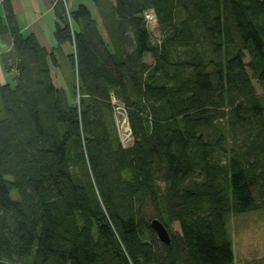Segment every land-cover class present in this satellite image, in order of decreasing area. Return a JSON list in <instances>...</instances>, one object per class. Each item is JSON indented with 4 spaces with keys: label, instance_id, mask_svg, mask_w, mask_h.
I'll return each instance as SVG.
<instances>
[{
    "label": "trees",
    "instance_id": "1",
    "mask_svg": "<svg viewBox=\"0 0 264 264\" xmlns=\"http://www.w3.org/2000/svg\"><path fill=\"white\" fill-rule=\"evenodd\" d=\"M67 1L54 37L74 45L71 93L11 9L1 25L16 72L0 84V264H237L230 216L264 210V0H91L108 41Z\"/></svg>",
    "mask_w": 264,
    "mask_h": 264
},
{
    "label": "crops",
    "instance_id": "2",
    "mask_svg": "<svg viewBox=\"0 0 264 264\" xmlns=\"http://www.w3.org/2000/svg\"><path fill=\"white\" fill-rule=\"evenodd\" d=\"M56 0H0V84L14 83L16 70L5 68L3 56L12 49V36L9 31H1V25L6 23L8 8L15 15L16 25L23 34H33L41 47L54 54L55 64L52 65V76L55 84L71 93L77 82V71L68 58L74 52V45L69 43L58 45L54 31L58 23L54 5ZM70 9L80 4H86L99 21V30L106 41L108 36L100 17L91 0H68Z\"/></svg>",
    "mask_w": 264,
    "mask_h": 264
},
{
    "label": "rangeland",
    "instance_id": "3",
    "mask_svg": "<svg viewBox=\"0 0 264 264\" xmlns=\"http://www.w3.org/2000/svg\"><path fill=\"white\" fill-rule=\"evenodd\" d=\"M95 8V7H94ZM152 18V26L157 25ZM149 63L153 62L151 56L146 58ZM254 85L259 92L263 88L254 80ZM14 199H18L17 192H13ZM228 229L233 240L234 259L237 264L251 263L264 259V210L251 211L247 214L231 215ZM173 230L181 233L177 221L173 224Z\"/></svg>",
    "mask_w": 264,
    "mask_h": 264
},
{
    "label": "built area",
    "instance_id": "4",
    "mask_svg": "<svg viewBox=\"0 0 264 264\" xmlns=\"http://www.w3.org/2000/svg\"><path fill=\"white\" fill-rule=\"evenodd\" d=\"M151 17L155 18V22L157 24L155 28L152 26ZM145 18L150 32L153 33L154 35L157 34L159 28H158V19L155 15V12L151 10L145 12ZM113 104H114L113 116L116 121L117 130L119 133L121 143L123 144L124 147H128L133 142V132L129 121L128 110L125 104H123L120 100H117L115 98H113Z\"/></svg>",
    "mask_w": 264,
    "mask_h": 264
},
{
    "label": "water",
    "instance_id": "5",
    "mask_svg": "<svg viewBox=\"0 0 264 264\" xmlns=\"http://www.w3.org/2000/svg\"><path fill=\"white\" fill-rule=\"evenodd\" d=\"M151 227L157 233L158 238L161 242L169 244L171 242V236L165 225L158 219H154L151 222Z\"/></svg>",
    "mask_w": 264,
    "mask_h": 264
}]
</instances>
